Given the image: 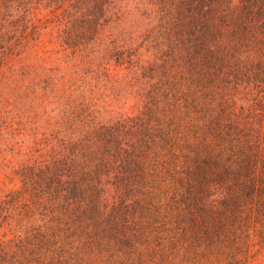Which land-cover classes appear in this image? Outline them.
I'll use <instances>...</instances> for the list:
<instances>
[{"label": "trees", "instance_id": "trees-1", "mask_svg": "<svg viewBox=\"0 0 264 264\" xmlns=\"http://www.w3.org/2000/svg\"><path fill=\"white\" fill-rule=\"evenodd\" d=\"M255 247L264 0H0V264Z\"/></svg>", "mask_w": 264, "mask_h": 264}, {"label": "rangeland", "instance_id": "rangeland-1", "mask_svg": "<svg viewBox=\"0 0 264 264\" xmlns=\"http://www.w3.org/2000/svg\"><path fill=\"white\" fill-rule=\"evenodd\" d=\"M256 248L257 247H255V250L251 252V254H253V257L250 258L246 264H264V250L259 251L258 249L257 253H255Z\"/></svg>", "mask_w": 264, "mask_h": 264}]
</instances>
